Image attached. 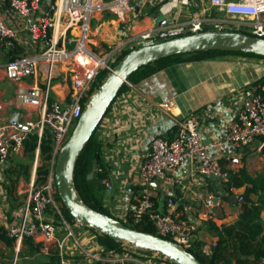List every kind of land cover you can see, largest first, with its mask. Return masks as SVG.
I'll list each match as a JSON object with an SVG mask.
<instances>
[{
    "label": "built area",
    "instance_id": "built-area-1",
    "mask_svg": "<svg viewBox=\"0 0 264 264\" xmlns=\"http://www.w3.org/2000/svg\"><path fill=\"white\" fill-rule=\"evenodd\" d=\"M174 1L10 0L8 3L7 0H0V11L5 9V13L0 14V46L12 45L14 41L20 40L26 48L31 44L36 47H30L29 51L5 62L3 68L6 78L18 83L42 71V64L47 65L42 84L35 82L27 89H18L15 96L8 100H4L0 94V114L6 106L22 109L19 119L24 125L21 128L0 120V168L6 169L12 153L24 150L25 141L31 135H37L38 143L21 219L5 227L7 236L14 239L18 248L24 239L30 238L45 243L46 248H49L47 244L55 243L61 264H147L145 260L148 257H138L129 251L106 253L100 243L96 244L95 250L82 245L74 227L84 225L79 221L71 224L63 215V203L57 198L55 164L61 147L86 108L84 102L90 99L99 72L103 69L112 72L114 63L123 51L207 30H235L264 37V0H208L211 7L225 14L224 19L210 16V6H204L203 0H180L185 9L192 6L196 8L190 17H172L160 26L136 31L144 8ZM104 13L122 24V38L115 44L96 50L93 48L95 30L91 23ZM56 80L70 85V91L64 99L51 96ZM125 83L134 87L129 80ZM239 95L242 98L241 108L228 123L221 142L206 143L202 140L200 119L193 112L177 120L172 138L157 136L151 141L150 151L141 163L140 177L144 186L140 197L130 205L132 220L129 226L134 227V224L148 216L157 235L187 250L195 246L197 224L178 217V203L173 196L167 197L164 208L159 209L157 199L148 185L155 179H164L180 186L182 191H188L192 186L191 181L184 183L182 178L169 175L171 170L185 166L201 176L229 182L230 171L218 157L210 153L211 149L230 144L241 150L257 139H261L264 144V82L257 80L248 84L240 89ZM161 106L167 107L168 104ZM48 136L54 145L51 168L47 180L38 184L36 170L39 147ZM104 184L107 189H114L110 180L105 179ZM247 187L251 188L252 184H247ZM235 188L231 182L230 190ZM197 195L204 199L208 208L202 218H209L217 203L216 196L212 193L204 196L202 192H197ZM237 201L245 202L244 193L238 194ZM50 212L58 214L59 218H49ZM60 232L63 234L59 235ZM216 244L214 242L213 247ZM72 250L78 251V255L83 257L69 260L66 255ZM255 264H264V255Z\"/></svg>",
    "mask_w": 264,
    "mask_h": 264
},
{
    "label": "crops",
    "instance_id": "crops-1",
    "mask_svg": "<svg viewBox=\"0 0 264 264\" xmlns=\"http://www.w3.org/2000/svg\"><path fill=\"white\" fill-rule=\"evenodd\" d=\"M168 3L171 6L168 10H164L166 8L164 4L144 8L136 31L160 26L172 17H190L189 9H185L180 0ZM1 13L4 14L5 9L0 11ZM98 17L99 19L94 18L97 23L93 27L95 30L93 48L96 50L115 44L122 38L120 34L122 24L107 13ZM16 43L23 48V51H17L19 52L17 55L34 47L31 44L26 48L24 42L20 40ZM11 46H5L0 53L4 54L5 50L9 57ZM15 55L16 53L13 54ZM9 58L5 59L4 55L0 54V94L4 100L13 98L18 89H27L35 82L42 84L47 69V65L42 64V71L13 83L6 78L3 68ZM260 62L261 60L255 57L233 53L222 54L212 59L182 61L133 83L134 87L122 92L103 118L98 131L103 143L101 156L103 164L94 162L89 175L96 197L114 216L121 220L127 219L131 215V203L142 193L144 185L140 177L141 163L150 151L151 141L157 136L172 138L177 120L192 112L199 116L202 140L206 143L221 142L228 123L235 118L241 108L240 89L262 77H251L253 68ZM59 82L60 80L55 81V90L51 92L54 99H64L70 91L69 83ZM164 103L168 106L162 107L161 104ZM15 109L23 112L22 109L6 106L0 114V120L7 122ZM257 140L262 142L261 139ZM254 142L241 150L230 144H222L212 148L210 153L218 157L230 172L238 171L245 166L254 176L264 174L262 152L264 144L257 146ZM249 152L252 154L248 155ZM12 154L6 169L0 168V226L4 228L20 221L25 201V196H21L24 192V181H31L33 175L32 172L31 177L24 180L21 172L14 175V171H6L13 163ZM248 156L255 157L249 161ZM169 175L182 178L184 183L191 181L192 186L184 192L180 186L172 185L167 180H153L148 186L157 199L158 208H164V204L162 206L160 204L162 199L165 202L169 196L176 198L178 217L197 224L195 243L199 244L201 254L212 253L213 243L217 242L221 227L239 219L244 202H238L237 196L244 193L248 189L247 184L250 183L228 191L226 181L196 174L189 166L171 170ZM105 179L114 184L113 190L105 187ZM197 192H202L204 196L212 193L217 198L209 218H202L208 208L204 204V199L198 197ZM250 197L255 203L263 206L261 216L264 221V192H253ZM51 214L53 213L50 212L48 217L53 219ZM74 230L85 248L95 250L99 242L91 229L75 226ZM34 242L39 247L34 253L23 242L19 248L15 242L12 247L0 242L2 250L0 264H38L49 261L52 251L59 252L55 243L47 244L49 248H46L45 243L35 240ZM12 250L14 252L11 254ZM22 251L23 253H20ZM66 257L69 260H79L83 256L72 250ZM145 261L147 264H172L155 256L148 257Z\"/></svg>",
    "mask_w": 264,
    "mask_h": 264
},
{
    "label": "water",
    "instance_id": "water-1",
    "mask_svg": "<svg viewBox=\"0 0 264 264\" xmlns=\"http://www.w3.org/2000/svg\"><path fill=\"white\" fill-rule=\"evenodd\" d=\"M208 50L264 55V37L235 30H207L160 40L131 50L116 64L114 70L93 93L70 137L61 147L55 164V182L58 193L70 214L77 221L115 240L123 241L124 244L159 252L178 264L204 263L189 250L168 238L126 225L123 220L89 206L76 189L74 172L80 151L103 120L108 108L117 98L120 89L131 74L140 67L163 58ZM20 113V110H13L7 123L23 128L24 125L19 119ZM254 143L257 146L262 145L260 140ZM262 152L264 153V145ZM160 204L161 206L164 204L163 199ZM214 261L215 255L212 254L210 264H214Z\"/></svg>",
    "mask_w": 264,
    "mask_h": 264
},
{
    "label": "trees",
    "instance_id": "trees-1",
    "mask_svg": "<svg viewBox=\"0 0 264 264\" xmlns=\"http://www.w3.org/2000/svg\"><path fill=\"white\" fill-rule=\"evenodd\" d=\"M9 1L10 0H7L8 3ZM17 51L21 52L23 51V48L14 41L8 53L10 55L9 57H14L13 54L15 53L17 55L19 53ZM130 51L131 50L123 51L113 66L115 67L116 64ZM228 53L264 57V55H258L255 53L221 50H208L194 53L177 54L174 56L160 59L152 63H148L140 67L137 71L131 74L128 80L132 83H137L161 69H164L168 66L182 61L212 59L219 55ZM109 74L110 71L107 69H103L99 72L92 86L90 92L91 96L105 81ZM259 81L264 82V75L259 79ZM128 88L129 86L124 83L118 93V96L122 92L126 91ZM89 100L90 99L86 100L84 104L87 105ZM112 104L108 108L107 113L110 111ZM98 128L99 126L93 132L91 138L85 143L84 147L78 155L74 172L75 186L85 203H87L89 206L98 211H101L105 214L117 218L111 213L108 208L103 205V203L93 193V183L89 179V175L92 171L94 162H99L101 165L103 164L101 161L103 143L97 135ZM37 147V135H31V137L25 141L24 153L30 155L32 158H35ZM39 148L40 159L36 170V182L38 184H41L47 180L51 168V160L53 158L54 148L53 140L51 139V137L48 136L47 139L43 140ZM23 170H27L25 165L23 166ZM230 173V181L227 182L226 188L228 191H230L231 182H233L236 187H242L245 183L252 184V187L246 189L244 192L245 202L243 204V211L241 212L239 219L232 224L223 226L222 230L218 232L217 244L213 248V251L210 255L201 254V248L197 243H195V246L193 248L189 249V251L193 253L196 258L204 264H210L212 254L215 255L214 264H255L264 255V221L261 216L263 206L261 204L255 203L250 197L251 193L253 192H264V174L261 173L254 176L248 172L245 166L238 171H231ZM57 198L63 203L59 193L57 194ZM63 207L68 216V221L72 223L77 222V220L70 214L69 210L66 208L64 203ZM131 220L132 217L128 216L127 220L123 222L126 225H129L131 224ZM88 228L91 229L97 235V241L104 246L106 253L129 251L138 257L155 256L157 258L165 259L172 264H178L170 261L159 252L150 249L140 248L131 244H124L123 241L115 240L108 235L102 234L95 228ZM134 228L152 234L157 233L155 226L153 225L148 216H145L139 222L134 224ZM0 242H4L6 245L11 247L15 242L14 239L7 236L5 228L3 226H0ZM23 244L27 245L32 253H34L35 250L39 249L38 244H35L34 240L30 238L24 239ZM59 262V252L52 251L49 261L38 264H58Z\"/></svg>",
    "mask_w": 264,
    "mask_h": 264
},
{
    "label": "rangeland",
    "instance_id": "rangeland-1",
    "mask_svg": "<svg viewBox=\"0 0 264 264\" xmlns=\"http://www.w3.org/2000/svg\"><path fill=\"white\" fill-rule=\"evenodd\" d=\"M203 2H204V6H210V3L208 2V0H203ZM165 5V7L166 8H164V10H168L171 6H170V4L167 2V3H165L164 4ZM196 8L195 7H190L189 8V11H190V13H192L194 10H195ZM105 14V13H104ZM208 14L210 15V16H215L217 19H224L225 18V14L223 13V12H219V11H217L216 10V8L215 7H209V11H208ZM182 19H185V18H182ZM97 23V20L96 19H93L92 20V23H91V25L94 27L95 26V24ZM105 47V46H104ZM108 47V46H107ZM4 47H1L0 46V51L3 49ZM106 48V47H105ZM3 52H4V54L1 52L0 54H2V55H4V58L5 59H7V58H9L7 55H6V51L5 50H3ZM241 55H243V54H241ZM246 56H250V55H246ZM252 57H255L257 60H261V62L260 63H257V66H255V68H253V72H252V74H251V77H258V78H260L261 76H263L264 75V57H258V56H252ZM250 77V76H249ZM93 93V92H92ZM93 95V94H92ZM92 97V96H91ZM91 97H90V99H91ZM77 123V122H76ZM73 129H74V127L71 129V133H72V131H73ZM98 131H99V128H98ZM97 131V135L98 136H100V134H99V132ZM248 155L249 154H252V152H249V153H247ZM255 156H248L247 157V159L249 160V161H251L253 158H254ZM12 159H13V163H12V165H10L8 168H7V170L6 171H14L13 173H14V175H17V173L18 172H21L22 174H23V176L25 177H23L24 178V180H27L29 177H31V175H32V172H33V170H34V165H35V162H36V157L35 158H32L30 155H28V154H25L24 153V150L22 151V152H20V153H13L12 154ZM39 159H40V157H39ZM39 164V163H38ZM38 164H37V166H38ZM26 166V168H27V170L26 171H24L23 170V166ZM17 181V180H16ZM28 181L29 180H27V181H24L25 182V185L23 186V189H24V192H23V194L21 195V196H25V198L27 197V188H28V186H27V183H28ZM30 182V181H29ZM62 211H63V215L65 216V218H67L68 219V216H67V214H66V212H65V210H64V207L62 208ZM53 213V212H52ZM53 217V219L54 220H56V219H58L59 218V215L58 214H55V213H53V214H51ZM71 224H73L72 222H70ZM2 250H1V247H0V252H1ZM14 252V250H12L11 251V254ZM20 253H23V251L22 252H20ZM143 258H145V257H143ZM146 259V258H145Z\"/></svg>",
    "mask_w": 264,
    "mask_h": 264
}]
</instances>
